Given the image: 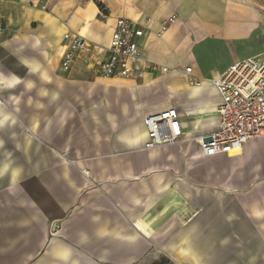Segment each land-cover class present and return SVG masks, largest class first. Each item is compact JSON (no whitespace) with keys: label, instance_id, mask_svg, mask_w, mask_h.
I'll use <instances>...</instances> for the list:
<instances>
[{"label":"crops","instance_id":"1","mask_svg":"<svg viewBox=\"0 0 264 264\" xmlns=\"http://www.w3.org/2000/svg\"><path fill=\"white\" fill-rule=\"evenodd\" d=\"M121 18L145 28L137 79L62 69L64 34L102 59ZM250 58L264 60V0H0V73L23 79L0 88L15 120L0 133L28 143L9 159L0 137V261L264 264V136L232 155L196 141L218 123L210 82ZM171 108L188 139L146 150L144 119Z\"/></svg>","mask_w":264,"mask_h":264},{"label":"built area","instance_id":"2","mask_svg":"<svg viewBox=\"0 0 264 264\" xmlns=\"http://www.w3.org/2000/svg\"><path fill=\"white\" fill-rule=\"evenodd\" d=\"M100 17L108 18V9L99 7ZM177 21L171 18L162 25L157 37H163L169 26ZM145 28L131 21L118 19L114 27L106 54H100L86 38L79 34L63 35L64 54L62 69L70 71L77 65L96 72L106 78L115 80L137 79L143 55L140 40L144 37ZM98 55V56H97ZM151 71L166 73L165 68L153 66ZM194 86L201 82L189 79ZM221 96L217 106L218 123L213 132L207 136L197 137L196 141L205 156L217 154L232 155L240 152L248 141L264 136V60L250 58L238 61L227 68L223 74L210 82ZM147 133L145 149L179 144L188 139L189 133L184 130L176 109H167L152 114L144 119Z\"/></svg>","mask_w":264,"mask_h":264},{"label":"rangeland","instance_id":"3","mask_svg":"<svg viewBox=\"0 0 264 264\" xmlns=\"http://www.w3.org/2000/svg\"><path fill=\"white\" fill-rule=\"evenodd\" d=\"M0 137L3 138V143L5 145L2 155L5 157H9V159H12L16 150L19 152V150H21L22 148L23 151V149L26 148V145H28L27 142L20 140L18 134L15 133H0ZM27 257L28 259H26ZM35 257L36 256H6L5 261H0V264H59V262L54 259V256L48 258H46V256H41L40 258L36 259ZM183 258L188 257L181 256V259ZM198 264L204 263H202V261H199Z\"/></svg>","mask_w":264,"mask_h":264},{"label":"clouds","instance_id":"4","mask_svg":"<svg viewBox=\"0 0 264 264\" xmlns=\"http://www.w3.org/2000/svg\"><path fill=\"white\" fill-rule=\"evenodd\" d=\"M23 83V79L18 77L15 74L5 75L3 73H0V88L2 89H14L18 85ZM35 87L34 82L27 83L25 85V88L27 90H32ZM47 95V93H45ZM17 103L19 101L17 100ZM12 121V123H15V120L11 117L10 114L5 112H0V125H7L9 121ZM9 172V165L5 164L2 169H0V176H3ZM256 214H261L257 212ZM54 259L59 262V264H77L75 260L72 259L73 252L71 248H65L63 250L55 251L53 253Z\"/></svg>","mask_w":264,"mask_h":264},{"label":"bare ground","instance_id":"5","mask_svg":"<svg viewBox=\"0 0 264 264\" xmlns=\"http://www.w3.org/2000/svg\"><path fill=\"white\" fill-rule=\"evenodd\" d=\"M237 153H239V152H234L233 154H237Z\"/></svg>","mask_w":264,"mask_h":264},{"label":"trees","instance_id":"6","mask_svg":"<svg viewBox=\"0 0 264 264\" xmlns=\"http://www.w3.org/2000/svg\"><path fill=\"white\" fill-rule=\"evenodd\" d=\"M100 7H102V5H100Z\"/></svg>","mask_w":264,"mask_h":264}]
</instances>
